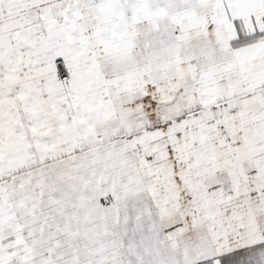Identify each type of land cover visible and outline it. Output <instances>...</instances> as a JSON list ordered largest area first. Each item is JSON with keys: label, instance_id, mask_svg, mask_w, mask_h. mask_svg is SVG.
<instances>
[{"label": "snow or ice", "instance_id": "6c2138e0", "mask_svg": "<svg viewBox=\"0 0 264 264\" xmlns=\"http://www.w3.org/2000/svg\"><path fill=\"white\" fill-rule=\"evenodd\" d=\"M0 264H264V0H0Z\"/></svg>", "mask_w": 264, "mask_h": 264}]
</instances>
